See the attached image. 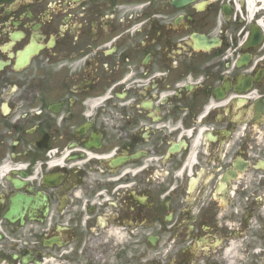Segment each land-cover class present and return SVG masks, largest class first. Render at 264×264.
Masks as SVG:
<instances>
[{"label": "flooded vegetation", "instance_id": "flooded-vegetation-1", "mask_svg": "<svg viewBox=\"0 0 264 264\" xmlns=\"http://www.w3.org/2000/svg\"><path fill=\"white\" fill-rule=\"evenodd\" d=\"M264 264V0H0V264Z\"/></svg>", "mask_w": 264, "mask_h": 264}, {"label": "rangeland", "instance_id": "rangeland-1", "mask_svg": "<svg viewBox=\"0 0 264 264\" xmlns=\"http://www.w3.org/2000/svg\"><path fill=\"white\" fill-rule=\"evenodd\" d=\"M50 263H51V262H49V261H48V263H47V264H50Z\"/></svg>", "mask_w": 264, "mask_h": 264}]
</instances>
